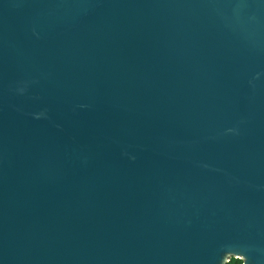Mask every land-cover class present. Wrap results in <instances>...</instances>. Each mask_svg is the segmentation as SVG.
Here are the masks:
<instances>
[{"label": "water", "instance_id": "obj_1", "mask_svg": "<svg viewBox=\"0 0 264 264\" xmlns=\"http://www.w3.org/2000/svg\"><path fill=\"white\" fill-rule=\"evenodd\" d=\"M264 264V0H0V264Z\"/></svg>", "mask_w": 264, "mask_h": 264}, {"label": "trees", "instance_id": "obj_2", "mask_svg": "<svg viewBox=\"0 0 264 264\" xmlns=\"http://www.w3.org/2000/svg\"><path fill=\"white\" fill-rule=\"evenodd\" d=\"M228 264H243V261L236 258H231Z\"/></svg>", "mask_w": 264, "mask_h": 264}]
</instances>
